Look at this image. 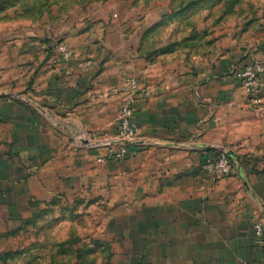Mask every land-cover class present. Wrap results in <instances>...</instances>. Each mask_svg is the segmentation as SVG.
<instances>
[{"label": "crops", "instance_id": "0c3cea01", "mask_svg": "<svg viewBox=\"0 0 264 264\" xmlns=\"http://www.w3.org/2000/svg\"><path fill=\"white\" fill-rule=\"evenodd\" d=\"M251 14L246 31L226 37L218 31L220 42H231L219 45L220 57L197 77L169 58L140 75L138 153L106 163L97 161L103 150L84 147L74 136L115 133L120 100L105 94L121 84L119 66L75 65L97 57L93 52H74L67 63L59 52L43 50L41 28L0 31V243L42 217L66 189L82 185L86 173L90 189L95 182L118 188L105 195L114 207L99 236L55 241L53 252L46 239L30 242L25 264H247L264 258V96L258 101L234 74L264 62V0H255ZM224 150L236 156L234 171L216 177L206 171V158Z\"/></svg>", "mask_w": 264, "mask_h": 264}, {"label": "rangeland", "instance_id": "374dc122", "mask_svg": "<svg viewBox=\"0 0 264 264\" xmlns=\"http://www.w3.org/2000/svg\"><path fill=\"white\" fill-rule=\"evenodd\" d=\"M254 2L0 0V31L14 29L23 32L31 27L41 28L45 32L42 45L45 52H57L55 47L61 42L73 52L97 53V57L91 54L83 59L96 60L101 67L106 63L110 67L119 66L123 71L122 82L105 94L107 97H119V110L115 113L117 118L128 96L131 81H137L139 97L142 88L140 75L145 76L146 70L157 62L169 58L186 64L189 67L186 75L197 77L198 69L220 57L219 45L222 44L225 49L231 42H220L218 31H222V37H226L229 32L249 28ZM101 52L108 53L103 56ZM99 92L95 91L96 97ZM113 104L118 103L113 101ZM80 133H86L92 139L105 135L98 131H78L74 139L87 148L85 142L79 139ZM82 177L84 183L77 188L66 189L62 196L50 201L42 217L36 215L30 218L26 229L3 238L0 243V264H25L23 258L27 250L24 247L40 239L52 243L53 252L55 241L82 242L87 236H99L100 225L108 219L114 207L113 202L109 204L105 200V195L117 192L118 188L110 183L95 182L94 188L90 189L85 183L86 173ZM56 225L61 226L57 231L54 230ZM87 227L89 231H86Z\"/></svg>", "mask_w": 264, "mask_h": 264}, {"label": "built area", "instance_id": "2783aa9c", "mask_svg": "<svg viewBox=\"0 0 264 264\" xmlns=\"http://www.w3.org/2000/svg\"><path fill=\"white\" fill-rule=\"evenodd\" d=\"M56 50L62 55L65 62L69 63L75 58V53L64 43H57ZM93 64L91 58L78 59L75 65L79 68H87ZM234 74L243 83L247 92L256 97L258 101L264 96V62L255 61L250 66L234 69ZM138 100V84L132 80L129 84V93L117 115V129L113 134L92 139L86 133H80L79 139L85 142L89 148L103 150L97 157L99 163L114 160H125L138 153L139 127L134 120L135 104ZM206 169L216 177L231 175L234 171V163L228 151H220L216 156H207ZM257 235L262 234L263 223L256 222ZM247 264H264V258L257 262Z\"/></svg>", "mask_w": 264, "mask_h": 264}, {"label": "water", "instance_id": "95a60500", "mask_svg": "<svg viewBox=\"0 0 264 264\" xmlns=\"http://www.w3.org/2000/svg\"><path fill=\"white\" fill-rule=\"evenodd\" d=\"M229 153V155L232 157V158H234L235 159V155H234V153L233 152H228Z\"/></svg>", "mask_w": 264, "mask_h": 264}, {"label": "trees", "instance_id": "16d2710c", "mask_svg": "<svg viewBox=\"0 0 264 264\" xmlns=\"http://www.w3.org/2000/svg\"><path fill=\"white\" fill-rule=\"evenodd\" d=\"M230 158L232 159V162L234 163L233 158L231 156H230Z\"/></svg>", "mask_w": 264, "mask_h": 264}]
</instances>
